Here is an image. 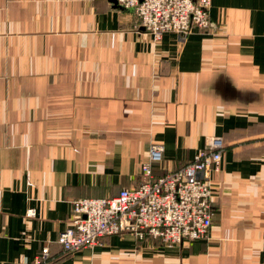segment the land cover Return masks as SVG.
Returning a JSON list of instances; mask_svg holds the SVG:
<instances>
[{"label":"crops","instance_id":"0c3cea01","mask_svg":"<svg viewBox=\"0 0 264 264\" xmlns=\"http://www.w3.org/2000/svg\"><path fill=\"white\" fill-rule=\"evenodd\" d=\"M164 33L110 0H0V264H264V0H211ZM223 139L207 239L112 235L64 254L74 201L139 185ZM29 209L36 216L27 218Z\"/></svg>","mask_w":264,"mask_h":264},{"label":"built area","instance_id":"2783aa9c","mask_svg":"<svg viewBox=\"0 0 264 264\" xmlns=\"http://www.w3.org/2000/svg\"><path fill=\"white\" fill-rule=\"evenodd\" d=\"M133 9L141 27L159 42L164 33L187 35L193 28H211V0H116ZM225 144L209 137L205 148L177 170L160 176L154 166L163 162V147L152 145L141 165L137 187L122 189L113 198H84L73 202L70 226L60 233L57 244L64 254L93 248L112 235L149 236L168 247L185 241L207 239L212 226L211 176L219 169ZM36 216L34 209L27 218ZM47 247L34 256L32 264H48Z\"/></svg>","mask_w":264,"mask_h":264},{"label":"water","instance_id":"95a60500","mask_svg":"<svg viewBox=\"0 0 264 264\" xmlns=\"http://www.w3.org/2000/svg\"><path fill=\"white\" fill-rule=\"evenodd\" d=\"M110 2L120 9H126L123 6L119 5L116 0H110ZM127 10H130L131 12H133V9H127Z\"/></svg>","mask_w":264,"mask_h":264}]
</instances>
